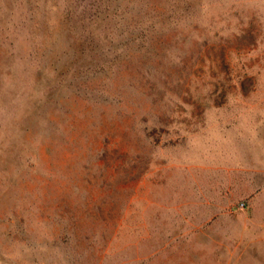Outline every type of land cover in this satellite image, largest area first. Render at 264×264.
Masks as SVG:
<instances>
[{
	"label": "rangeland",
	"instance_id": "rangeland-1",
	"mask_svg": "<svg viewBox=\"0 0 264 264\" xmlns=\"http://www.w3.org/2000/svg\"><path fill=\"white\" fill-rule=\"evenodd\" d=\"M0 264H264V0H0Z\"/></svg>",
	"mask_w": 264,
	"mask_h": 264
}]
</instances>
